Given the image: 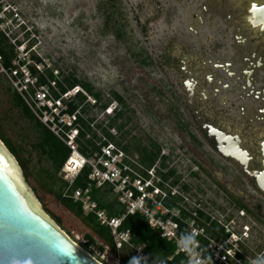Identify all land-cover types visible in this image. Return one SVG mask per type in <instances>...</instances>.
Returning <instances> with one entry per match:
<instances>
[{
	"label": "rangeland",
	"instance_id": "obj_1",
	"mask_svg": "<svg viewBox=\"0 0 264 264\" xmlns=\"http://www.w3.org/2000/svg\"><path fill=\"white\" fill-rule=\"evenodd\" d=\"M161 1L162 4L166 2ZM1 3L10 5L7 8L12 7L20 16L21 26H14L13 34H19L17 39L24 46H29L25 33L34 35L32 39L39 55L48 60L54 72L74 74L79 80L88 82L103 94L104 102L111 98V92L124 98L129 107L128 121L119 120L116 125L125 124L123 132L119 133L126 136L127 142H157L164 156L170 157L168 166L180 171L195 191L200 190L197 192L207 206L224 209L235 204L237 197L223 194L218 188L217 177L222 175L225 180L236 183L235 179L242 180V176L235 165L211 152L200 137V146L193 143L190 135L197 137L198 132L191 112L181 99L179 78L173 71H164L160 67L169 42L163 35L165 22L152 27L150 35L143 30L149 14L146 0H117L114 15L117 22L111 27L106 26L104 18L105 3L109 0H1ZM171 3V6L175 5V2ZM119 29L121 35L117 37L114 31ZM174 47L176 50L172 55L180 56L176 43ZM193 55L194 52H190V56ZM147 57L154 63L152 66L143 65L142 61ZM8 85L2 78L0 126L13 147L22 154L21 159H15L23 172L26 187L33 193L42 213L55 224L54 218L61 220L62 227L59 228L80 245L86 234H93L47 192L44 171L51 172L50 167L31 150L34 131L12 107L5 91ZM190 171L198 174V180L189 177ZM236 184L240 194L243 192L251 196L252 202L255 199L256 203L264 205L262 197L252 188L242 189ZM116 261L115 255L107 250L98 262L117 264Z\"/></svg>",
	"mask_w": 264,
	"mask_h": 264
},
{
	"label": "built area",
	"instance_id": "obj_2",
	"mask_svg": "<svg viewBox=\"0 0 264 264\" xmlns=\"http://www.w3.org/2000/svg\"><path fill=\"white\" fill-rule=\"evenodd\" d=\"M8 6L4 5L0 11V20H4L0 22V32L11 38L13 27L19 26L21 19ZM32 37L31 34L28 45ZM12 44L15 45V41ZM35 45L29 48L23 43L16 47V59L9 69L3 68L0 58V75L35 119L70 150V157L61 171L68 183L63 198L80 203L85 215L95 216L102 226L111 230L117 264H122L124 247L132 250L134 260L139 264H164L152 259L144 246H133L129 231H121L126 217L133 214L146 218L162 238L173 242L176 255H183L186 264H264V246L259 248L258 242L249 240L245 211H238L235 205L224 209L207 206L197 191H184L183 186L188 182L178 170L173 177L165 179L172 167L162 168V157H166L163 153L151 168L142 165L138 156L128 154L124 144H119L118 126L111 125L120 112L119 104L112 101L105 107L104 104L112 98L106 99V103L100 102L80 86L62 93L58 86V72H53ZM47 70L57 78L51 80ZM42 79L45 82H41ZM78 96L84 98V102L80 103ZM72 105L78 108L72 111ZM80 120L89 131H84ZM81 133L85 134L84 140L80 138ZM84 142L92 144L85 149L86 154L81 152L80 145ZM84 168L90 170L93 185L73 191L71 186ZM179 176L181 178L177 179ZM104 187L112 189L118 203L124 207L125 213L121 217H109L92 200V188ZM187 233L195 235L196 255L188 254L179 246L180 237Z\"/></svg>",
	"mask_w": 264,
	"mask_h": 264
},
{
	"label": "flooded vegetation",
	"instance_id": "obj_3",
	"mask_svg": "<svg viewBox=\"0 0 264 264\" xmlns=\"http://www.w3.org/2000/svg\"><path fill=\"white\" fill-rule=\"evenodd\" d=\"M171 2H175L171 6ZM149 14L143 30L164 21L167 50L160 67L176 73L181 83V99L191 112L198 132L190 137L196 146L201 142L218 158L238 168L239 187L252 188L264 200L256 183L234 160L217 150L216 138L209 137L204 126L240 139V145L251 154L250 169L261 167L264 157V0H146ZM174 43L180 56L172 55ZM194 52L191 57L190 52ZM186 54V55H184ZM154 64V63H153ZM201 138V142L198 138ZM218 176V174L216 175ZM218 188L236 196L245 204L249 240L264 246V205L251 201L222 175ZM225 188V189H224ZM244 223V224H245Z\"/></svg>",
	"mask_w": 264,
	"mask_h": 264
},
{
	"label": "trees",
	"instance_id": "obj_4",
	"mask_svg": "<svg viewBox=\"0 0 264 264\" xmlns=\"http://www.w3.org/2000/svg\"><path fill=\"white\" fill-rule=\"evenodd\" d=\"M117 0H109V3H105L107 7L106 11H104L105 24L107 27H111L112 23H116L117 18L115 15ZM109 5V6H108ZM4 4L1 3L0 0V11H2ZM109 8V9H108ZM10 17V16H9ZM0 22H4V20H0ZM22 32L25 31V28H21ZM121 30L114 31L116 32V36L119 37L121 35ZM18 33H15L11 38H8L4 33L0 32V58L1 65L5 69H9L12 66L13 61L16 59V47H19L23 44L20 42L17 37ZM31 34H25V41L30 39ZM12 41H15V45L12 44ZM36 42L31 40L29 43V48L35 45ZM37 62H41L38 58H35ZM145 66H152L153 62L148 59V57L142 61ZM34 71V70H33ZM54 72V71H53ZM47 76L51 80H55L57 77L52 73V71L47 70ZM2 76L0 75V82L2 81ZM59 78V89L62 93L67 90H71L76 86L82 87L88 94L92 97L96 98L100 102L103 101V94L99 91H96L95 88L89 84L88 82L81 81L75 77L74 74H63L62 72L58 73ZM5 80V79H4ZM6 81V80H5ZM41 82H45L44 79ZM6 94L8 95L11 105L14 109H16L22 118L31 126L35 134V141L31 145V150L36 152L40 159H44L48 163L50 167V171L45 170V177L47 179L46 190L49 194H51L56 201L65 208L68 212H70L76 219L80 220L88 229L92 232L93 235L86 234L83 238L81 246L85 251L90 253L92 256L96 257L98 261L101 262V257L109 250L114 255L116 254L115 242L112 236L111 230L102 226L97 218L93 215H85L80 203L75 202L71 199L63 198V193L68 187V183L60 176L61 171L70 157V150L58 139L56 138L49 130H47L35 117L32 115L30 110L26 107L22 99L12 90V88L8 85L5 87ZM112 100H109L104 106L106 107L112 101H116L121 110L117 114L116 120L111 122L112 126L116 125L117 120L128 121L126 118V112L129 111V107L124 100V98L118 95L115 92L110 93ZM80 103L84 102V98L78 96L77 98ZM78 106H71V110L75 111ZM83 112H86L84 110ZM84 131H89V127L83 122L79 121ZM125 129V124L121 123L118 126V130L120 133ZM185 129L188 131V127ZM81 140H84L85 134H80ZM0 140L7 147L10 153L17 159L22 158V154L18 149L13 147L9 139L3 134L2 127L0 126ZM124 143V150L131 155H136L139 158V161L146 168H151L155 165L159 158H161L162 148L161 146L152 140H149L146 144H142L140 142H127L125 135H120L119 144L122 145ZM81 152L86 154L85 149L92 147L90 142H84L81 144ZM170 162V157H162V168L166 169ZM174 168H171L168 174L165 176V179H169L176 174ZM189 177L193 180H198L199 176L196 172L190 171ZM181 176L177 177L180 179ZM92 181L90 179V170L88 168H84L80 174L77 176L75 181L73 182L71 188L73 191L75 190H85L92 187ZM185 192L192 193L194 188L190 183L185 184L183 186ZM197 191L200 190L197 188ZM106 193V194H104ZM228 197L230 194L225 191ZM102 195H106L103 197ZM92 200L97 203L99 209L104 210L108 213L111 218L121 217L125 213V209L118 203L117 196L114 194L112 189L109 187H104L101 189L92 188ZM114 196V198H113ZM235 206L239 209H245L246 206L240 200H235ZM58 227H62L61 220L54 218ZM121 231H129L131 234V244L133 246H144L145 252L154 260L161 261L164 264H186V259L183 255H176V245L173 242H170L164 238H162L161 233L158 230H155L151 227L150 223L146 218L141 216L140 214L128 215L122 224ZM121 263L122 264H139L134 260V254L129 247H124L121 251Z\"/></svg>",
	"mask_w": 264,
	"mask_h": 264
},
{
	"label": "water",
	"instance_id": "obj_5",
	"mask_svg": "<svg viewBox=\"0 0 264 264\" xmlns=\"http://www.w3.org/2000/svg\"><path fill=\"white\" fill-rule=\"evenodd\" d=\"M204 128L216 138L218 152L238 163L264 194V161L251 170V154L241 147L239 138L212 126ZM0 264H101L42 213L18 162L1 140Z\"/></svg>",
	"mask_w": 264,
	"mask_h": 264
},
{
	"label": "clouds",
	"instance_id": "obj_6",
	"mask_svg": "<svg viewBox=\"0 0 264 264\" xmlns=\"http://www.w3.org/2000/svg\"><path fill=\"white\" fill-rule=\"evenodd\" d=\"M179 246L183 248L188 254L196 255V242L195 235L193 233H187L180 237Z\"/></svg>",
	"mask_w": 264,
	"mask_h": 264
}]
</instances>
